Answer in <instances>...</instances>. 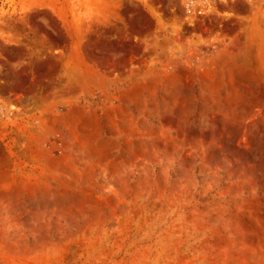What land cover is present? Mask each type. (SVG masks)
I'll return each mask as SVG.
<instances>
[{"label": "rangeland", "instance_id": "374dc122", "mask_svg": "<svg viewBox=\"0 0 264 264\" xmlns=\"http://www.w3.org/2000/svg\"><path fill=\"white\" fill-rule=\"evenodd\" d=\"M0 264H264V0H0Z\"/></svg>", "mask_w": 264, "mask_h": 264}]
</instances>
